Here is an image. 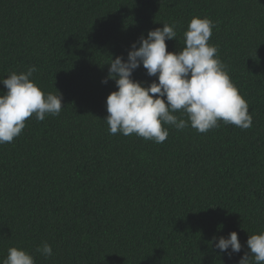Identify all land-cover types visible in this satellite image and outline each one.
<instances>
[{"label":"trees","instance_id":"1","mask_svg":"<svg viewBox=\"0 0 264 264\" xmlns=\"http://www.w3.org/2000/svg\"><path fill=\"white\" fill-rule=\"evenodd\" d=\"M0 264H264V0H0Z\"/></svg>","mask_w":264,"mask_h":264}]
</instances>
